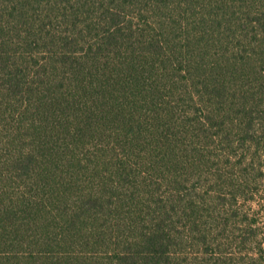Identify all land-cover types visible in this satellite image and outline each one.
<instances>
[{"label": "trees", "instance_id": "1", "mask_svg": "<svg viewBox=\"0 0 264 264\" xmlns=\"http://www.w3.org/2000/svg\"><path fill=\"white\" fill-rule=\"evenodd\" d=\"M0 264H264V0H0Z\"/></svg>", "mask_w": 264, "mask_h": 264}]
</instances>
